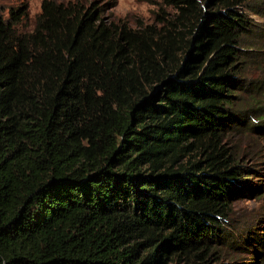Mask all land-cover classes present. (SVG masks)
I'll return each mask as SVG.
<instances>
[{
  "label": "trees",
  "instance_id": "trees-1",
  "mask_svg": "<svg viewBox=\"0 0 264 264\" xmlns=\"http://www.w3.org/2000/svg\"><path fill=\"white\" fill-rule=\"evenodd\" d=\"M150 2L134 27L115 0H43L27 33L0 13V264L220 260L235 140L264 136V0Z\"/></svg>",
  "mask_w": 264,
  "mask_h": 264
},
{
  "label": "rangeland",
  "instance_id": "rangeland-1",
  "mask_svg": "<svg viewBox=\"0 0 264 264\" xmlns=\"http://www.w3.org/2000/svg\"><path fill=\"white\" fill-rule=\"evenodd\" d=\"M42 1L0 0V13L8 20L12 10L27 7L28 17L17 26L20 33H27L34 28L35 19L41 12ZM82 1L89 5L98 0ZM150 1L160 0H115L116 6L108 12V15L112 14L116 21L127 22L133 27L139 20L146 24L152 23L156 6ZM256 7L263 14L253 12L250 13V17L259 25L256 32L263 33L264 4ZM251 43H254V40H251ZM251 49L257 58L256 61L259 62L264 58L258 55L261 53H257H264L263 45L252 46ZM259 75V72L252 70L248 77L257 78L260 77ZM245 96L249 97V94ZM239 138L235 142L240 141V161L244 169L242 170L243 186L238 188L231 200V216L222 226L221 242L219 241L218 244L221 258L216 264H264V136L259 131L246 130L243 138L241 136Z\"/></svg>",
  "mask_w": 264,
  "mask_h": 264
}]
</instances>
